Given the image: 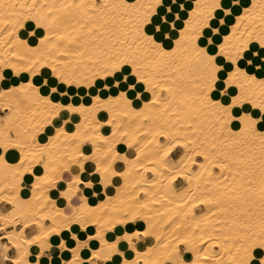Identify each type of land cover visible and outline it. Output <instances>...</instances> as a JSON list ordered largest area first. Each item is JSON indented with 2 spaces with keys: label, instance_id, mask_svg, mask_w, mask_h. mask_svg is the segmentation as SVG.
Instances as JSON below:
<instances>
[{
  "label": "bare ground",
  "instance_id": "bare-ground-1",
  "mask_svg": "<svg viewBox=\"0 0 264 264\" xmlns=\"http://www.w3.org/2000/svg\"><path fill=\"white\" fill-rule=\"evenodd\" d=\"M189 2L192 7L182 17L184 28L176 47L158 57L139 40L143 21L158 11L157 0H136L135 5L128 0H0V72L4 73L0 77V109L5 111L0 116V195L12 192L6 199L10 208L0 211V229L5 228L0 239L7 238L8 245L16 249L10 257L13 264H42L41 252L53 244L64 256H49L47 264H89L82 239L87 236L100 242L91 250V258L104 249V260L117 254L122 264H165L172 253L182 256L185 252L190 253L191 264H246L253 248L243 250L237 244L243 236L233 229L241 201L236 179L243 169L238 163L245 162L241 155L254 138L253 147L249 144L251 163L248 161L256 185L253 210L264 226V140L252 135L246 142L247 126L234 131L227 121H220L214 108L198 101L196 34L216 15L218 0ZM29 22L44 32L35 45L20 37ZM228 27L220 45L226 55L264 44V0H244ZM117 59L143 64L141 71L147 73L150 91L146 93L149 102L139 108L120 93H102L113 90L101 85L111 78L106 69L111 71ZM44 71L72 89L68 113L81 119L71 130L63 125L56 134H45L65 109L61 107L63 97L49 102L24 80ZM238 85L244 98L264 103V84L258 79L248 82L242 78ZM81 86L87 89L85 95L73 90ZM99 112L106 117L100 119ZM42 135L46 138L41 140ZM119 143L125 151L117 150ZM241 145L246 146L244 153ZM175 148L181 152L173 159ZM10 150L16 152L13 161L6 157ZM88 161L95 162L102 187L104 173L114 178L115 191L107 195L103 189L104 199L91 204L93 183L88 180L81 202L73 204ZM75 167L79 176L73 172ZM64 171L72 174L71 182L62 178ZM26 178L31 184L22 195ZM177 178L185 185L176 188ZM219 178L230 187L228 191L224 188L229 194L225 209L234 210L231 215L227 210L224 229L215 228L216 222L204 216V209L212 214L217 199L213 187L206 184ZM57 199H63L62 204H57ZM202 206L203 213L196 211ZM19 218L23 227H36L32 236L15 227ZM137 222L144 227L130 229ZM89 224L96 228L93 235L86 232ZM117 227L121 234L108 240L105 231ZM144 238H152L153 243L140 250L136 244ZM119 239L128 244L131 257L118 250ZM262 243L264 239H259L255 246ZM180 245L185 247L181 250ZM37 247L41 251H35Z\"/></svg>",
  "mask_w": 264,
  "mask_h": 264
},
{
  "label": "snow or ice",
  "instance_id": "snow-or-ice-1",
  "mask_svg": "<svg viewBox=\"0 0 264 264\" xmlns=\"http://www.w3.org/2000/svg\"><path fill=\"white\" fill-rule=\"evenodd\" d=\"M128 3L135 5L136 0H128ZM157 3L159 11L151 19L143 21L139 40L152 48L158 57H162L176 47L175 41L180 38V32L184 28L182 17L187 16V9H190L192 4L185 5V0H157ZM243 3L244 0H218L216 15L196 34L199 37L197 48L194 49L198 57L194 66L197 98L199 102L214 108L220 121H227L234 131L239 132L247 126L252 135L264 140V103L258 105L244 98L238 85L242 78L248 82L258 79L264 84V44H253L250 49L239 51L235 56L226 55L220 47L223 43L222 36L229 32L228 25L233 23V14L239 12ZM43 36L42 28L31 22L20 33L21 39L30 45L37 44ZM142 66V62L135 60L117 59L111 71L106 69V75L111 78L101 87L113 89L114 94H122L130 104L139 108L149 102L146 93L150 91L146 87L148 76L141 71ZM32 71L35 72V69ZM5 76L10 77L11 74L6 73ZM24 80L31 82L32 88L48 97L49 102H58L63 97L64 104L61 107L65 109L64 115L48 129L49 134H56V129L63 127L67 122L65 117L68 114V95L72 89L66 88L64 83L48 71L37 74L34 79L25 76ZM3 87L7 88L8 83L5 82ZM2 151L3 148L0 147V152ZM84 171L87 175L79 179L81 188L90 177L98 180V177L92 176L91 167L85 168ZM73 172L79 176V169H73ZM69 181L71 182V177ZM96 191L99 192V188ZM112 264H122L121 257L117 256ZM184 264H191V258H184ZM246 264H264V243L253 247Z\"/></svg>",
  "mask_w": 264,
  "mask_h": 264
},
{
  "label": "crops",
  "instance_id": "crops-1",
  "mask_svg": "<svg viewBox=\"0 0 264 264\" xmlns=\"http://www.w3.org/2000/svg\"><path fill=\"white\" fill-rule=\"evenodd\" d=\"M185 3L186 4H189L190 2H189V0H185ZM157 10L159 11V6H158ZM3 75H4V73L3 72H0V77L3 76ZM73 90L74 91L77 90V92L79 94L85 95L86 94V91L85 90H87V89L86 88L79 87L78 89L77 88H73ZM90 91L92 93H95L96 92V88H92V89L90 88ZM111 91L114 92V90H111ZM102 93L103 94H107V91H103ZM78 101H80V100L78 99ZM4 112L5 111H3L2 109H0V116H2L4 114ZM63 115H64V111H61L60 114H59V116L54 119L53 124L55 123L56 120L60 119V117L63 116ZM98 117L100 119H103V118L106 117V115L103 112H99ZM65 120L67 122L64 124V126L67 127L68 129H72L73 128V123H75V121H79L80 120V116H77L75 113L74 114L68 113L67 116L65 117ZM48 129L49 128H47V131L45 133L46 135L49 134L48 133ZM105 131H108V129H106ZM42 137H45V136L42 135L41 136V139H42ZM2 143H3V137L0 135V147H1ZM117 150L119 152H123V151H125V148H124V146L122 144L120 145V143H119L117 145ZM10 151H8L6 153V157L9 160L13 161L16 158V156H15L16 155V152L15 151H12V150H10ZM180 152H181V149L180 148H175L171 152V157L173 159L177 158V156L180 154ZM88 167H91L92 170H93V165L91 163H87L86 164V168H88ZM74 169H79V168L75 167ZM37 171L39 172V170H37ZM93 173H94V170L92 171V176H96ZM85 175H87L86 172L83 173V174H81V177L83 178ZM71 176H72V174H70L68 171H64L62 173V178L63 179H69V177H71ZM26 179L29 180V178H26ZM26 179H25L24 187L21 189V194L22 195H26V191L29 188L28 186H29V184H31V181L30 180L27 181ZM89 180L92 181V183H93L92 195H90V201L93 204L97 203L99 199H103L104 198L103 189H104V192L107 195H111L115 191V188H114L113 183H112L113 180H114V178L110 174H108V173L107 174L106 173L103 174V181H104V185L103 186L104 187H102V185L99 184V181L97 179H92L90 177ZM174 185H175L176 188H180L181 186H184L185 185V182L183 181L182 178H177L174 181ZM78 187L79 188H78L77 193L72 197V203L73 204H79L81 202V199H80L81 196L86 191V185L83 188H81L80 185L78 184ZM97 188H99V192L96 191ZM109 191H111L112 193H110ZM57 203L58 204H62V200L61 199H57ZM62 206L63 207H66L67 206V203H63ZM8 208H10V204L7 203L5 200H0V211H3V210L8 209ZM15 227H16V225H15ZM16 228H19L20 230H22L27 236H32L34 234L35 230H36L35 229L36 227L34 225H29L27 227H23V225L21 223H18ZM95 230H96V228H95L94 225H89L87 227L86 232L89 233L90 235H93L96 232ZM121 230L122 229L120 227H117V228H115V230H110L111 232L108 233L107 236L111 240H114L118 235L121 234ZM4 231H5V228L0 229V237L2 236V234H3ZM0 242H1L0 243V264H13V262L10 260V257H12L13 255L16 254V249L14 247L8 245V239L5 238V237L1 238L0 239ZM124 242L125 241L123 239H119L118 240V243H117V248H118V250L122 251V254L125 255L126 257H131L132 256V253H130L131 251L129 250V247H127L128 244L125 242V245H124ZM152 243H153V239L152 238H150V239L149 238H144V239L138 240L136 245H138L137 246L138 249L142 250L147 245H150ZM183 246H180V249L181 250L183 249ZM98 247H99V242L97 240L90 239V241H89V249L90 250L97 249ZM104 252L106 253V251H104V249H100L98 257L97 256H92V258H91V256H90L89 257V264H112V262L117 258L116 256H119V255L115 254L111 260L106 261V260L103 259V256H102V255L105 254ZM4 254H6V255H4ZM61 254H62V249L57 244H53L50 248H46V249H44L41 252V254H40V261H41L42 264H47L48 263L49 256H52V255L55 256L56 255L58 257H63L64 256V252H63V255H61ZM178 264H180V263H178Z\"/></svg>",
  "mask_w": 264,
  "mask_h": 264
},
{
  "label": "rangeland",
  "instance_id": "rangeland-1",
  "mask_svg": "<svg viewBox=\"0 0 264 264\" xmlns=\"http://www.w3.org/2000/svg\"><path fill=\"white\" fill-rule=\"evenodd\" d=\"M97 80V79H96ZM82 88H85L84 86H81ZM108 90V89H107ZM101 91H99L98 93H100ZM108 94L110 95L111 94V90L109 89L108 91ZM162 94H164V92L162 91ZM84 101V100H83ZM85 102H88V101H85ZM81 119V118H80ZM249 135H248V137L245 139V138H243V140L245 139L246 140V142H248V141H250L249 140V138L250 137H252V134L250 133V131H249V133H248ZM161 139H163V138H161ZM251 139V138H250ZM253 139V140H252ZM251 139V144L254 142V138H252ZM42 140V139H41ZM245 140L243 141V145L246 143L245 142ZM248 140V141H247ZM86 143H88V142H86ZM246 144H248L247 146L248 147H250L251 149H252V147H253V144H252V147L251 146H249V144L250 143H246ZM245 144V145H246ZM250 144V145H251ZM243 145H241V148L240 149H242V152L244 153V151L245 150H247V151H245V153L244 154H242L241 156H242V160L243 161H245V162H240V163H242V164H239L238 163V168L239 169H243V170H239L240 171V173L243 171V172H246L247 173V176H246V173H241L242 175H240V173L238 174V178L236 179V182L238 181L239 183H238V185L240 186V187H242L241 188V190L244 192H242V191H240L239 189H240V187L237 189L238 190V200L240 199L241 201H240V204L237 206V207H239V208H237L236 210H235V212H236V214L234 215V217H235V220H236V222H235V225L233 226L234 228L233 229H236V231H238L239 232V234L241 235V237L243 236V239L242 240H239L238 241V245L240 244V246H241V248L243 249V250H249L251 247L253 248L254 246H255V244L257 243V240H259V239H264V226H261V223H259V221H258V219L256 218V215H255V213H254V210H253V202H255V199L254 198H256V195H255V192H256V185L254 184L255 183V181H254V179L252 180V174L250 173V172H252V170H253V168H251L250 166L252 165V164H249V163H251L250 161V158H252V151H251V149L249 148V150H248V148H246V146H243ZM243 146V147H242ZM246 148V149H245ZM239 149V152L241 151ZM245 149V150H244ZM41 157L43 158V157H45V155H41ZM247 161V162H246ZM248 161H249V163H248ZM88 162H90V161H88ZM92 165H93V170H94V175H96L97 177H98V181L100 180V177H99V174H98V172H96V164H95V162H90ZM215 170H217L218 171V169L217 168H214ZM248 169V170H247ZM251 169V170H250ZM246 170V171H245ZM84 173V172H83ZM148 175H150V173H148ZM242 176V177H240V176ZM245 175V176H244ZM246 178V179H244V178ZM248 177V178H247ZM242 179H244V180H242ZM220 180H223V179H221V178H219V179H216V180H211L210 181V183H207L206 184V186H207V188H209V187H213V189L215 190V195L213 196L214 198H217V199H214V200H216V203L212 206V210H211V213L212 214H210L206 209H204V211H206V212H204V211H202L203 210V206H202V208L200 207V208H198L197 209V211L198 212H204L205 213V217H210V219H208V221H212L211 223H215V228L217 227V229L218 228H220V229H224L225 227H226V224H227V219H228V216H229V214L231 215V214H234V210L233 211H231L230 212V210H231V208L230 209H225V207L226 206H224L225 205V201L227 200V198H228V196H229V194H227V191L230 189V187H229V189L227 188V186L223 183V181H220ZM240 180H242V181H240ZM221 182V184H220V182ZM246 181V182H245ZM214 182H216V186L214 185L215 183ZM241 182V183H240ZM218 183V184H217ZM243 183V184H242ZM99 184L101 185V183H100V181H99ZM213 184V185H212ZM225 185L223 188H222V185ZM241 184V185H240ZM219 186H220V188H222V191H220L221 189L219 188ZM229 186V185H228ZM224 188H225V190H226V188H227V191L225 192V190H224ZM220 189V190H219ZM51 191H53V190H49V193H51ZM11 192V191H10ZM110 193H112L111 191H109ZM12 194V192L11 193H8V195L7 194H5V193H2L1 195H0V200H5L6 202H7V200H9V196ZM228 196H227V195ZM221 195V196H220ZM224 195H226V196H224ZM255 196V197H254ZM226 197V198H225ZM254 197V198H253ZM7 199V200H6ZM104 199V198H103ZM103 199H99L98 200V202L99 201H101V200H103ZM62 200V202H63V199H61ZM218 200V201H217ZM97 202V203H98ZM219 204H218V203ZM223 202V203H222ZM97 203H95V204H97ZM58 204V203H57ZM91 204H93V203H91ZM220 205V206H219ZM213 207H214V209H213ZM227 210H228V213H227ZM226 211V212H225ZM222 213V214H221ZM218 214H219V216H218ZM228 214V215H227ZM210 215V216H209ZM225 215V216H224ZM212 216V217H211ZM218 216V217H217ZM233 217V216H232ZM225 218V219H224ZM213 219V220H212ZM260 220V219H259ZM214 221V222H213ZM18 222H22V219L21 218H19V219H17L16 220V223H15V225H16V227H17V224H18ZM46 222H48L47 220H46ZM138 223V224H137ZM135 225H133V226H131L130 227V229H132V228H134V227H136V228H143L144 227V225H140L139 224V222H137ZM219 223H221L220 224V227H219ZM89 225H91V224H89ZM223 226V227H222ZM257 229L260 231H257ZM111 231L110 230H106L105 231V235L107 236L108 235V233H110ZM81 235L83 236L84 235V233H81ZM88 237V236H87ZM87 237H82V239L84 240V248H85V255L89 258L90 256H91V250L89 249V241H90V239H93V240H97L98 241V239L97 238H87ZM240 237V238H241ZM108 240H111L108 236L106 237ZM87 239H88V241H87ZM172 241H175V240H172ZM99 242V241H98ZM100 243V242H99ZM174 243V242H173ZM180 246H183V245H180ZM185 247V245L183 246V248ZM35 251H37V252H39V251H41V247H37L36 249H35ZM61 255H63V251H62V254ZM186 257H190L191 258V255H190V253H188V252H185V253H183L182 254V256L181 255H179L178 253L176 254V253H172L171 255H170V257H169V259L167 260V261H165L166 263L165 264H169V262H175V263H180V264H184V258H186Z\"/></svg>",
  "mask_w": 264,
  "mask_h": 264
}]
</instances>
